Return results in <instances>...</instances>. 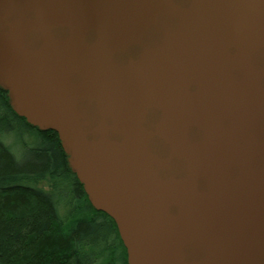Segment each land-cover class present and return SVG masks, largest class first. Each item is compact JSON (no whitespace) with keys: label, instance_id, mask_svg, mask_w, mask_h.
<instances>
[{"label":"water","instance_id":"obj_1","mask_svg":"<svg viewBox=\"0 0 264 264\" xmlns=\"http://www.w3.org/2000/svg\"><path fill=\"white\" fill-rule=\"evenodd\" d=\"M0 87L128 264H264V0H0Z\"/></svg>","mask_w":264,"mask_h":264},{"label":"trees","instance_id":"obj_2","mask_svg":"<svg viewBox=\"0 0 264 264\" xmlns=\"http://www.w3.org/2000/svg\"><path fill=\"white\" fill-rule=\"evenodd\" d=\"M36 129L0 87V264H128L116 223L90 203L58 134ZM33 131L22 156L6 143Z\"/></svg>","mask_w":264,"mask_h":264},{"label":"rangeland","instance_id":"obj_3","mask_svg":"<svg viewBox=\"0 0 264 264\" xmlns=\"http://www.w3.org/2000/svg\"><path fill=\"white\" fill-rule=\"evenodd\" d=\"M5 91V90H4ZM6 92V95H7V97H8V93H7V91H5ZM8 100H9V97H8ZM10 104V103H9ZM11 106V105H10ZM25 119V118H24ZM37 128V127H36ZM38 129V128H37ZM36 129V130H37ZM37 131H39V130H37ZM40 131H42V130H40ZM39 131V132H40ZM36 131H33V132H31V134H28V133H24V135H23V137H21L20 139H16V137H15V135H9V136H7V138H6V143L7 144H9L10 146H11V148L17 153V154H21V156H22V154H25L26 153V150L25 151H23V149H21V148H23L24 146H27V145H32L33 144V142H34V140H35V136L34 135H39L38 133H35ZM65 152V151H64ZM66 154V153H65ZM66 157H67V154H66ZM67 161H68V157H67ZM68 165H69V163H68ZM70 167V166H69ZM71 169V168H70ZM41 185L42 186H44V187H46L47 189H50V187H49V185H48V183L46 182V181H43L42 183H41Z\"/></svg>","mask_w":264,"mask_h":264}]
</instances>
